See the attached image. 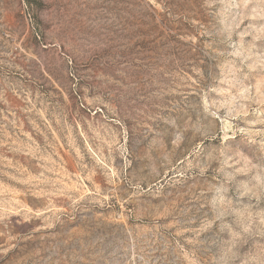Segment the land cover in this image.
I'll list each match as a JSON object with an SVG mask.
<instances>
[{
  "label": "rangeland",
  "instance_id": "1",
  "mask_svg": "<svg viewBox=\"0 0 264 264\" xmlns=\"http://www.w3.org/2000/svg\"><path fill=\"white\" fill-rule=\"evenodd\" d=\"M0 264H264V0H0Z\"/></svg>",
  "mask_w": 264,
  "mask_h": 264
}]
</instances>
